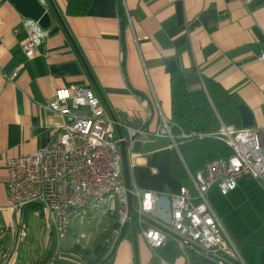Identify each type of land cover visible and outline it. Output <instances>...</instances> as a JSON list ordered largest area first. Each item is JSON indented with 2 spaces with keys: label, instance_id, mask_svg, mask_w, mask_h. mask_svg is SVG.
Instances as JSON below:
<instances>
[{
  "label": "crops",
  "instance_id": "0c3cea01",
  "mask_svg": "<svg viewBox=\"0 0 264 264\" xmlns=\"http://www.w3.org/2000/svg\"><path fill=\"white\" fill-rule=\"evenodd\" d=\"M66 1L52 0L62 24L47 0L52 15L47 35L40 51L28 56L21 47L26 36L23 16L9 0H0V225L9 226L6 236L13 246L20 243L18 215L8 206L5 159L32 152L55 134L63 117L43 105L59 87L94 89L117 135L128 125L153 132L162 116L172 122L170 72L193 68L251 109L249 127L264 126V62L258 58L264 51V0H93L88 12L78 16L64 13ZM119 4L125 12L124 29ZM69 61L77 64V73L54 69ZM180 134L135 138L128 155L131 188L161 196L142 221L132 196L136 212L105 252L113 249L110 264H191L190 245L168 228L170 194L182 186L194 192L190 171L180 177L173 170L176 154L181 158L176 142ZM207 192L219 193L213 204L206 198L243 262L264 264V181L242 174L228 192L222 193L216 182ZM116 207L115 197L102 207L89 205L71 219L70 231L58 246L53 231L39 219L46 230L43 247L37 250L32 242L20 254L16 247L1 249L0 264H33L46 256L42 264H95L94 241L98 234L108 236L117 224ZM27 214L39 215L24 210L23 218ZM147 224L170 234L151 247L141 234ZM53 244L56 248L49 254Z\"/></svg>",
  "mask_w": 264,
  "mask_h": 264
},
{
  "label": "built area",
  "instance_id": "2783aa9c",
  "mask_svg": "<svg viewBox=\"0 0 264 264\" xmlns=\"http://www.w3.org/2000/svg\"><path fill=\"white\" fill-rule=\"evenodd\" d=\"M39 1L48 5L47 0ZM242 1L248 4L253 0ZM22 26L26 36L21 47L28 56H33L40 51L47 29L28 17L22 18ZM258 58L264 62V51ZM43 106L63 117L55 134L32 152L5 159L8 206L18 215V238L23 240L27 236L22 214L29 204L40 207L32 212L39 214L43 226L53 231L58 246L60 239L69 233L74 216L83 215L89 205L105 206L115 197L117 224L106 237L109 247L113 248L122 227L133 219L128 192L137 199L141 221L143 213L161 196L158 191L126 187L121 142H125L127 155H131L133 142L139 136L154 134L173 138L174 123L162 116L153 132L128 125L124 134L117 135L100 97L89 86L59 87ZM217 133L231 147V152L210 159L202 170L189 172L194 192L182 186L178 192L170 194L168 228L182 243L193 242L213 254L219 264H245L205 194L212 182L217 183L222 193L228 192L242 174L264 181V126L234 129L222 124ZM180 135L189 136L183 132ZM195 197L196 203L193 202ZM7 227L2 226L1 231ZM141 234L154 247L159 246L170 231L147 224L142 226Z\"/></svg>",
  "mask_w": 264,
  "mask_h": 264
},
{
  "label": "trees",
  "instance_id": "16d2710c",
  "mask_svg": "<svg viewBox=\"0 0 264 264\" xmlns=\"http://www.w3.org/2000/svg\"><path fill=\"white\" fill-rule=\"evenodd\" d=\"M93 0H67L66 15H84L88 12ZM120 5V4H119ZM121 27L126 26L123 6L120 5ZM170 119L174 123L173 134L183 132L189 136L176 138L181 158L176 154L173 161L175 173L184 177L186 169L195 173L202 170L212 158L225 156L231 152L226 142L218 135L221 122L234 129L242 128L237 103L238 98L228 92L218 81L198 75L193 68L175 69L170 72ZM40 209L36 204L27 205L24 210ZM0 225V232L2 229ZM9 232L10 228L5 229ZM3 231V230H2ZM108 233L98 234L94 241L95 264H110L113 249L107 255L109 245L106 242ZM0 235H2L0 233ZM122 235V234H121ZM2 240V238H0ZM53 244L49 254L55 250ZM191 264H219L214 258L186 246ZM48 256L35 261L42 264Z\"/></svg>",
  "mask_w": 264,
  "mask_h": 264
},
{
  "label": "water",
  "instance_id": "95a60500",
  "mask_svg": "<svg viewBox=\"0 0 264 264\" xmlns=\"http://www.w3.org/2000/svg\"><path fill=\"white\" fill-rule=\"evenodd\" d=\"M9 1L15 6V8L19 11V13L23 17H28L37 20L38 23L44 28H47L50 25L52 20L51 12L49 8L45 4L41 3L39 0H9ZM48 2L50 3V5L53 6L52 0H48ZM54 11L58 19L62 22V24H64L60 14L55 10V8ZM54 69L58 71L60 70L67 71L70 73H77L79 71V68L74 61H69L64 64L54 66ZM237 107L239 109V113L241 116V125L243 127L251 126L253 124V114L251 112V109L244 102H238ZM121 134L122 133L120 132L118 135ZM121 156H122L125 184L126 187L130 190L131 183H130V173H129V162H128L127 151L125 148V142H121ZM128 199H129V209L132 214H135L136 211L132 206L133 199L130 191L128 192ZM188 245L210 256L211 258L216 259V257L213 254L203 250L201 247L197 246L193 242H188Z\"/></svg>",
  "mask_w": 264,
  "mask_h": 264
},
{
  "label": "rangeland",
  "instance_id": "374dc122",
  "mask_svg": "<svg viewBox=\"0 0 264 264\" xmlns=\"http://www.w3.org/2000/svg\"><path fill=\"white\" fill-rule=\"evenodd\" d=\"M211 190L213 189H210V191ZM217 194L219 193H214V195L210 196L209 193L207 192L206 196L213 204L214 201L217 202L220 200V197ZM39 219H41L39 215L34 216L31 214H27L26 218H24L27 236L23 240H20V243L18 242L15 243L14 246L10 245L9 243V239L6 236L7 231L6 230L1 231L0 233L2 235H0V238H2V240L0 239V252L1 249L3 250L10 246V247H16L17 251L20 254L21 252L25 251L29 246H33L31 245L32 242L34 243L35 249L40 250L44 244L46 230L40 227ZM3 235L4 237H2Z\"/></svg>",
  "mask_w": 264,
  "mask_h": 264
}]
</instances>
